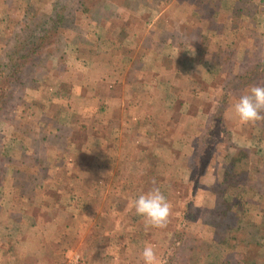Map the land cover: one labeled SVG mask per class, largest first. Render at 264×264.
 <instances>
[{"label": "rangeland", "instance_id": "rangeland-1", "mask_svg": "<svg viewBox=\"0 0 264 264\" xmlns=\"http://www.w3.org/2000/svg\"><path fill=\"white\" fill-rule=\"evenodd\" d=\"M157 2H161V4L157 5ZM195 2L196 0H0V41L1 43H3L4 40L7 41L6 46L12 43L14 36L21 29L23 34L25 28L29 31L32 28V20L45 19L52 7L55 11L54 13H58L59 18L62 17L61 21L63 27L60 26V29L56 33L58 45L53 48L55 51L57 50L56 54H58L57 56L60 55L59 58L55 60H52V57L45 58L40 66H27L22 71L18 81V84L22 85L21 87H25L27 93H32L37 100H39L37 97L46 100L44 115L46 113L48 116H54L57 113V105L59 104L53 103V99L49 98V95H45L48 91H46L47 88L44 90L45 83H41L43 80L42 76H37V67H43L42 72L44 73H48L49 69L51 70L53 67H56L57 63L68 68L73 66L82 68L77 61H74L73 49L79 46L85 51L88 49V45L91 46L93 44V39L102 37V35L105 36L108 42L120 45L117 41L118 37L124 38L127 34L136 32L134 35H138L139 33L141 37L145 38V44L148 46V43L150 45V41L148 40L150 39V31L153 28H155L156 32H159L158 40L164 44V51L160 52L161 57L158 61H152L150 57L146 58L145 62L142 61L143 63L139 65L140 70L148 69L146 62L150 61L151 73H158L163 70L164 81H166L170 75L167 84L165 82L164 84L165 87L170 85V89H172L171 94L174 97L176 96L182 100L184 99L188 105L191 104L195 108L191 111L193 121H186L185 124L181 122L179 126L181 132L186 131L185 135L187 136L185 138L184 136H180V139H186V141L184 140L181 143L178 142L175 135H171L176 121H171L170 127L167 128L162 126L158 127V125L152 126L150 122L143 121L147 125L142 127L145 128L148 126V128H150V138L154 136V138L157 139L156 141L160 142L161 140V143L162 141H171L170 143L174 147L173 149H176L175 151L178 152V150H181L175 158L176 162L180 163L181 166L187 164L188 160L187 153L182 147H189L190 149L197 150L203 149L204 154L208 149L211 151L210 158L208 159L209 164L203 176L200 178L199 186L193 191L192 201L197 209L201 208L203 210V206L206 208L213 206V212L218 211L221 206V201L224 199L229 201L228 203L231 205V210H228L225 218L232 217L234 218V222L230 223L233 228L229 231V237L227 238L228 244L225 234L222 233V235L220 234L219 236L220 240H218L217 243L215 242V245L210 241L212 236L211 229L206 227L208 221L204 220L206 217L205 215L204 219L200 217L198 221L195 219V222H187L183 219L184 217L180 216V213L183 211L182 208L185 206V200L179 198L182 197L184 192V184L179 181V178L180 176H184L181 170L176 172L174 168L176 164H178L176 162H173L170 166L165 168L166 174L163 176L165 180H168L170 186L169 196L164 194L170 204V215L168 217V223L163 229L148 228L143 219L137 216L134 209L131 207V196L134 191H131L129 187L133 189L137 181H140L138 183V188L144 187L141 184L142 177L143 175L148 176L149 179L153 177L155 161L146 160L144 166L142 165V168L140 167L138 169L139 171L136 170L135 172L132 171L134 165L132 166L127 162L126 171L123 174L118 173L117 170L111 172L110 169H105L104 173L101 172L102 174H99V170L96 172L95 168H93L94 174L90 176L78 169V167L82 168V161H79L76 166L73 165L71 162L74 159L73 153L65 160L60 171L55 174L50 173L52 171L49 170V165H47L46 162H40V160L32 162L37 173L32 177L33 181L29 180V182H27L26 188L29 189V186L35 183H41L43 185L45 183H55L58 184V188L62 190L61 198L66 200L67 186L72 184L73 188L78 189L75 194L79 197L77 208H79L78 211H80V214H96L94 219L96 220L97 218V220L89 222L88 227L96 223L94 226L96 227L99 225L103 228L102 231L104 232L107 231L105 228L111 226L110 223L114 219L116 223H113V227L116 228L122 225L121 227L123 228L131 224V222H128V225L126 224L130 218L135 217L136 222L133 228L136 226L140 229L138 231L141 238L132 241L127 238L118 239V242L120 241L124 244H122L119 251H117V257L115 258L113 256V264H143L140 253L147 244L154 246L157 264H166L164 259L172 256L171 254L174 252L173 249L166 250L171 240L169 235L174 231L180 230H183L185 233L183 238L199 243L197 245L195 244L198 246V249L192 251L188 257H186V262L188 264L214 263L218 259L223 258L226 250L228 251L227 254L231 253L235 256H245V260L248 261L249 264H264V121L243 124L234 115L232 105L230 104L227 110L224 111L225 121L223 125L217 126L214 121L211 120L212 110L217 101H211L212 97L209 98L205 95L207 91L210 90V83L214 73L206 70V66H204L205 63L210 67L211 63H209L208 59L209 56L212 55L211 58L214 60V64L222 68L223 70L221 72L229 77L238 74L236 71L240 70L241 67H247L249 69L250 67L256 66L255 68L258 69L259 66L256 65L257 59L264 55V8L262 9L264 6H261L259 0H221L220 3L217 1L213 2L214 7L217 6L220 9V16L215 17V22H213L211 26L208 25L209 29L207 30H210V33L215 35L219 44L222 46V50L225 49V44L229 41L233 40L235 43V46L228 47L226 51L224 50L222 52L219 50V52L217 51L215 53L212 50L215 42L211 41V38H202V33L206 32L204 30L201 32L202 29L193 22L196 21V18L199 16H203L211 0H202L201 3L203 4L199 9L200 12L198 11V15H193L186 10L191 7V5H194ZM56 3H65L71 10H69L67 14L66 11H61L56 6ZM82 3H91L93 6L97 5V9H101V12L104 10L109 19L113 16L115 9H117L119 15L116 18H112L110 22L108 20L105 30L101 32L98 30L96 23L81 12ZM205 16H207V14ZM162 18L163 20H161ZM25 19H29V22H23ZM133 29L135 31H133ZM172 31H177L179 34L185 32L187 42H198L196 45L202 49L199 55L195 56L193 59H189L190 61H183L184 58L183 60L180 58L177 61L168 59L169 57L172 59L177 57H175L174 49L176 48L174 47H178V39L176 35H171ZM174 36L176 37L175 40L173 38ZM167 42H170L168 44L169 46H167ZM175 43L177 46H174ZM100 47L104 50L109 48L105 43L100 44ZM98 52L100 53L99 49L96 50V53ZM150 52L152 51L150 50ZM180 52L187 53V50L183 48ZM139 54L143 55L145 53ZM182 55L183 54H179V57ZM162 57L164 58L162 59ZM136 62L137 61L134 63L137 64ZM187 67L192 71L197 67L205 68V70L202 71L203 73L199 75L197 79H188L185 75ZM66 72L67 71H65L61 77L62 90L65 94L70 91L72 84L79 88L78 81L81 79L80 77L74 78L72 73L66 75ZM253 83L255 85H264V78L255 76L253 78ZM250 86L251 85H248L244 88L241 94L245 93ZM194 87L197 89L196 94L194 93ZM77 90L79 91V89ZM55 100L57 99H54V101ZM63 102L69 104L70 100H63ZM178 102L180 103V101ZM61 107L66 109V107L69 106L61 105ZM74 109L73 107V111H76V109ZM181 110L182 109H180V111ZM66 111L68 112V110H65V113ZM63 112L62 114L66 117V114ZM177 112L178 111L173 109L171 114L174 113L176 115ZM41 114L42 113H36L34 115L37 121L43 120L42 116L44 115ZM261 115H264V112H261ZM194 119H199V121H194ZM200 119L202 121H200ZM75 122L78 124L82 121ZM113 122L115 123V121ZM158 122L162 123V121ZM163 122L165 123V121ZM41 123L44 124V122ZM115 127L116 126H114V129ZM123 129H125V127ZM160 129L172 131H169L170 133H160ZM114 132L115 130L103 132L104 136L107 138V142L105 143L106 149L105 151H101V156L98 155V160L94 162L93 165H102L105 164V162L109 163L110 158H116V160L123 158L127 161L133 159V163H135L136 158H139L142 155L141 153L146 152V145L128 142V138H126V141H112L110 137H112ZM139 137H142V135L139 134ZM38 138L42 142L45 135L40 133ZM71 141H73L71 144L77 151L75 153H78L83 152L84 149L88 147L89 138L87 135L74 132L73 140ZM202 142L204 143L202 144ZM150 143H152L151 139ZM171 144L168 146L164 145L167 147L166 149H169ZM239 148H246L249 151V158L245 160V166L240 168L245 173L240 183V189L246 184L244 179H249L251 182H254L255 190L240 196H235V194L232 195L231 192V195H226V198H224V196L221 197V195L217 196L219 199L214 196H209L207 198L208 191L204 190L205 187L207 185H213L218 181L223 171L226 160L225 157ZM13 149L14 147H11V149L7 147L4 148L3 155L5 160L13 155ZM108 151L110 154L106 156ZM95 153L98 154V151ZM5 165L19 166V171H21L22 168L21 162L18 161L17 163L6 161ZM44 176H53L54 178L52 180L43 179L42 177ZM73 181L75 182L74 184L72 183ZM104 182L107 183L108 187L103 186ZM111 186H114L112 197L108 196ZM37 190L41 192L42 196L44 192L50 191L46 186ZM49 194L53 198L48 196L50 199L46 198L47 200L53 201L57 199L56 193L50 192ZM110 207H112L110 215L105 216L101 213L102 210L104 212L106 208L109 210ZM66 221L67 219L62 224L65 225ZM73 223L76 229L83 224L77 219ZM121 227H119V231ZM83 242L84 240L79 238V241L76 243L78 247L77 251L71 249V251L62 253V257H60L61 259L58 260V263L63 264L66 258L71 254L79 255V251L86 248ZM66 243L71 244L70 239L68 240L66 237H64V239L60 238L58 246H65L67 245ZM61 252H64V250ZM179 255L181 256L182 253ZM261 256H263V258L258 261ZM173 259L177 262L182 260L178 255Z\"/></svg>", "mask_w": 264, "mask_h": 264}, {"label": "trees", "instance_id": "trees-1", "mask_svg": "<svg viewBox=\"0 0 264 264\" xmlns=\"http://www.w3.org/2000/svg\"><path fill=\"white\" fill-rule=\"evenodd\" d=\"M215 1L220 3L221 0H211L210 5L204 12L203 16H199L196 18V21L193 22L195 25H198L200 29H202L201 32H203V30L206 32L202 33V38H211L210 40L215 42L213 45L214 48L212 50L216 53L217 51L219 52V50L222 52L224 50L226 51L228 47L235 46V43L233 40L229 41L227 44H225V49L222 50V46L219 44V41L215 35H212L213 33L211 34L210 30H207L209 29L208 25L211 26L213 22H215V17L220 16V9L217 6L214 7L213 5V2ZM201 2L202 0H196L194 5H191V7L186 9L187 12H190L193 15H198V11L203 4ZM259 2L261 6H264V0H259ZM156 4L160 5L161 2H157ZM56 6L61 11H66L67 14L69 10H71L65 3H56ZM81 7V12L90 18V20L95 22L98 30L101 32L105 30L108 20L110 22L112 18H116L119 15L117 9H115L113 16H111L109 19L107 13L104 10L101 12V9H97V5L93 6L91 3H82ZM263 8L264 7H262V9ZM54 12L55 11L52 7L50 13L45 19L32 20V28L29 31L25 28L24 34L21 32L22 29L18 31V33L14 36L12 43L7 44V46V41L4 40L3 43L0 41V189L4 187L3 183H13L15 187L23 186L22 188L24 190L22 195H30V197H32L31 194L33 193L31 191H27L26 188L27 182H29V180L33 181L32 177L36 174V170L34 169L35 166L32 165V162L39 160L40 162H46L50 168L48 169L53 171L50 173L53 174L57 172V169L62 167L65 160L68 159L71 153H73L74 159L71 161L73 165L76 166L79 161H82V168L78 166L77 167L79 170H82L83 173L89 174V176L94 174L93 168H95L96 172L99 170V174H102L101 172L104 173L105 169H110L111 172H115L117 170L118 173L123 174L126 171L125 168L127 162H129V164L132 166L134 165L132 171L135 172L142 165L144 166L146 160L155 161L153 167V177L150 179L146 175H143L142 177L141 184L144 187L138 188V183L140 181L136 182V185L133 189L129 187L131 191H134L133 195L131 196L132 200L142 192H147L153 186H158L165 195L169 196L170 186L168 184V180H165L163 177L166 174L165 168L170 166L173 162H176L175 158L181 150H178V152L175 151L176 149H173L174 147L170 143L171 141H162L161 143V140L160 142L156 141L157 139H155L154 136L150 138V128H148V126L143 128L142 126L147 125L143 121H141V123L140 121H137L136 124L134 123L132 129L133 134H125L124 139L126 141V138H128V142L146 145V152L141 153L142 155L139 158H136L135 163H133V159L127 161L123 158L118 160H116V158H110L109 163L105 162V164L102 165H93L94 162H97L98 155L101 156V151H105L106 149L105 143L107 142V138L104 136L103 132L115 130L116 127L114 129L111 121H99L100 117H104L105 113L107 114L110 106L108 104H102V102L96 99L92 93L94 89L98 87L100 81H105L113 85H118L119 81H121L124 68L123 60L128 57L127 54L132 51L126 46L125 48L127 49L125 50V48H122L121 45L108 42L107 39H105V36L102 35L103 38L98 37L93 39V44L91 46L88 45V49L85 51L79 46L74 48V61H77L82 66V68L77 67V73L81 79L78 81L79 91L76 89L73 95L65 94L62 90L61 77L68 67L57 63V66L53 67L51 70L49 69L48 73L42 72L43 67H37V76H42L43 80L41 83H45L44 90L47 88L46 91H48L47 94L45 93V95H49V98L53 99V103L59 104L60 106L67 105L69 106V109L71 106H73L76 111L68 110V112H64L66 117L62 114L59 119H52L44 124L41 123V121H37V119L34 117L36 113H42L41 115H44L46 110L44 109L45 104L40 103L32 93H27V89L25 87H21L22 85H19L18 81L22 71L27 66H40L45 58L52 57V60L59 58L60 55L57 56V50L55 51L53 48L58 45L56 33L60 29V26L63 27V25L61 21L62 17L59 18L58 13ZM206 14L207 16H205ZM161 20H163V18ZM23 22H29V19H25ZM158 33L159 32L155 31V28L150 31V50L154 55L152 57H157L154 59L155 61H158V59L161 57L160 52L164 51V44L158 40ZM171 35H176L178 39L179 48L174 47L176 48L174 49L175 56H177L176 58H178L179 54H183L182 56H184V60L183 58L182 60L190 61L189 59H193L201 52V47L186 41L185 32L179 34L177 31H172ZM176 37H173L174 40ZM102 43H105V45L109 48H106L105 50L101 49L100 44ZM175 45L176 43L174 46ZM143 46L144 48H147V44H145V42ZM183 48H186L187 53L180 52ZM97 49L100 50V53H96ZM211 57L212 55L209 56L210 60L208 59V61L214 66L210 64V67H208L204 63L206 70L212 71L214 73L210 83V90H208L205 95L209 98L212 97L211 101H217L215 102L216 105L212 110L211 120L214 121L217 126H221L225 121L224 111L227 110V107L230 104L233 105L234 102H236L243 89L248 85H255L253 83V78L255 76L264 78V55L257 59L256 65L259 66L258 69L255 68L256 66L252 68L250 67L249 69L247 67H241L240 70L236 71L238 74H234L232 77L223 74L221 72L223 69L215 65L214 60ZM88 63H91L89 67L87 65ZM204 70L205 68L197 67L194 71H192L189 67H187L185 72L186 78L197 79ZM125 77L127 79V76ZM169 78L170 75L165 81L166 84ZM74 87L77 88L76 85ZM194 89V93L196 94L197 89L195 87ZM54 99L57 100L54 101ZM63 100H70V103H64ZM194 109V106L189 104L188 107L182 109L178 114L173 117L171 116L170 118L171 121H176L173 126V133L171 135H175L179 143L183 142L184 140L186 141V139H180V136H184V138L187 137L185 135L186 131L181 132L179 126L181 122L185 124L186 121H193L191 111ZM75 121L82 122L77 124ZM171 121H165L163 124H159L158 121L148 122H150L152 126L158 125V127L162 126L167 128L170 127ZM194 121H199V119H194ZM200 121L202 120L200 119ZM169 131L171 132L172 130L160 129L159 132L168 133ZM74 132L87 135L89 138L88 147H86L83 152L75 153L77 151L71 144ZM40 133L45 135V138L42 141L43 143L38 138ZM139 134H141L142 137H139ZM150 139L152 140V143H150ZM203 143L204 142H202V144ZM164 144L167 146L171 144V147L166 149L167 147ZM5 147L8 149L14 147L12 151L13 155L7 160H5L3 155V150ZM182 148L183 150L185 149L188 156L187 164L181 166L180 163L176 162L178 163L176 164L177 167H174L176 172L181 170L184 176H180L179 178V181L184 184L183 195L179 198L185 200V206L182 208L183 211L180 213V216L184 217L183 219H185L187 222H195V219L198 221L200 217L204 219V215L209 217H205L204 220L208 221L206 227L211 229L212 236L210 241L215 245V242L217 243L218 240H220L219 236L222 233L225 234L228 244L227 238L229 237V231L233 228L230 223L234 222V218L232 217L225 218L228 210H231V205L228 203L229 201L227 199L221 201L220 208L215 212L212 210L213 206L209 208L203 206V210L201 208L197 209L192 201L193 191L199 186L200 178L203 176L207 169V165L209 164L208 159L210 158L211 151L208 149V151L204 154L203 149L197 150L192 148L190 149L189 147ZM97 151L98 154L95 153ZM109 154L110 153L108 151L106 156ZM248 158L249 151L246 148L236 149L232 154L227 155L225 157L226 160L223 166V171L218 181L213 185H207L204 189L208 191L207 198L209 196H214L219 199V197H217L219 195L226 198V195H231V192L232 195L235 194V196H240L255 190L254 182H251L249 179H244L246 184L244 187H242V189H240L241 180L245 175L244 171L240 168L245 166V160H248ZM11 159H15L16 162H21L22 168L21 171H19V166H11V164V174L6 177L5 169L7 167H5V162L12 161ZM42 178L52 180L54 177L44 176ZM72 183L74 184L75 182L73 181ZM103 186L108 187L106 182L103 183ZM113 187L114 186H111L108 196L112 197L114 192ZM77 191L78 189L76 188L75 191L71 193L75 203H78L79 201V197H77L75 194ZM77 207L78 205L75 207L76 212L73 216L75 217V220L77 219L83 223L77 228H81L82 231L90 229L89 233L84 237L83 244L86 248L79 251V257L82 264H88V262H90V264H113L112 259L117 257V251H119V248L122 246V244H124L120 241L118 242V239L127 238L128 240L132 241L137 240V238H141V235L138 231L140 229H138L136 226L133 228V225L136 222L135 217L130 218L126 224L128 225V222H131V224L129 226H124L123 228L121 227L122 225L114 228L113 223L116 222L113 219L109 228L104 227L108 232H103L102 227L99 225L96 227L94 226L96 223L88 227V223L95 220V213L80 214V211H78L79 208ZM111 212L112 207H110L109 210L106 208L104 212L103 210L101 211V213L105 216L110 215ZM119 227H121L120 231ZM79 234L81 235L82 233ZM169 236L171 237V240L169 241L166 250L173 249L174 252L171 254L172 256L164 259L166 264H188L186 262V257H188L192 251L198 249V246L196 245L199 243H195L193 240H186L183 238L185 236L183 230L174 231ZM78 241V237L71 238V244L68 249H73ZM91 246L96 248L100 247L103 251H93ZM66 249L67 248L63 249L64 252L62 253H66L68 251ZM227 252L228 251L226 250L223 258H220L211 264H249L248 261L245 260V256H235L231 253L227 254ZM180 253H182L181 256L179 255ZM176 255H178L182 260L179 262L174 261L173 258L176 257ZM262 258L263 256H261L258 261H260ZM49 264L60 263H58V261L55 262L50 260Z\"/></svg>", "mask_w": 264, "mask_h": 264}, {"label": "crops", "instance_id": "crops-1", "mask_svg": "<svg viewBox=\"0 0 264 264\" xmlns=\"http://www.w3.org/2000/svg\"><path fill=\"white\" fill-rule=\"evenodd\" d=\"M133 31L135 30L133 29ZM135 33L132 32L124 38L118 37L117 39L122 48L126 46L132 50L127 54L128 57L123 60L124 68L121 81L118 85L100 81L98 87L92 93L102 104L110 106L107 114L105 113L104 117H100L99 121H111L113 126H116L114 134L110 137L112 141L124 140L125 134L128 133L132 135L133 124H136L137 121H162V123H158L163 124V121H171V116H175L174 113L171 114L173 109L178 111L176 113L178 114L180 109L189 106L184 99L174 97L171 94L170 85L165 87L163 70L158 73H151L150 61L146 62L148 69L140 70L139 65L143 63L142 61L145 62L148 57L151 60L157 57H152L154 55L153 52H150V45L144 48L145 38L141 37L139 33L134 35ZM148 40L150 41V39ZM190 42L193 44L198 43L196 41ZM169 43H166L167 46H169ZM139 53L145 54L140 55ZM183 57L178 55V58L172 59L169 57L168 59L177 61L180 58L182 60ZM135 61H137V64L134 63ZM87 65L89 67L91 63ZM66 71V75L72 73L74 78L79 77L77 66L67 68ZM125 76H127L128 82ZM76 89L79 88H75L72 84L67 94L73 95ZM37 98L39 102L45 104L46 100L44 98ZM57 106V113L54 116H48L45 113L41 122L46 123V121L52 119H59L63 110L64 112L65 110L73 111V107L70 109L66 107L65 109L60 105ZM124 127L125 129H123ZM11 160L12 163H17L14 159ZM5 167H7L5 169L7 177L11 174L12 169L10 166L5 165ZM60 169L61 167L55 173H58ZM3 184L4 187L0 189V264H49L50 260L56 262L61 259L63 249L67 248L66 250L71 251L68 249L70 246L68 243L62 247L58 246L60 238L64 239L66 237L69 240L78 237L84 240V237L89 233L90 229L82 231L81 228L76 229L74 224H70L75 222L73 215L77 206L71 194L75 190L72 184L67 186L66 200L61 198L62 190L55 183H45L46 185L41 183L31 184L29 186L30 190L27 189V191L33 193L31 194L32 197L22 195L23 186L15 187L13 183ZM43 186H46L50 191L44 192L42 196L37 189H42ZM50 192L56 193L57 199L47 200L50 199L48 197L51 196ZM51 198L53 197L51 196ZM66 219L65 225H63L62 223ZM91 248H93V251H103L100 247L91 246ZM73 249L77 251L78 247L75 246Z\"/></svg>", "mask_w": 264, "mask_h": 264}, {"label": "clouds", "instance_id": "clouds-1", "mask_svg": "<svg viewBox=\"0 0 264 264\" xmlns=\"http://www.w3.org/2000/svg\"><path fill=\"white\" fill-rule=\"evenodd\" d=\"M232 111L243 124L264 121V85L250 86L232 105ZM131 207L141 217L146 226L163 229L168 223L170 204L158 186L142 192L131 201ZM143 264H157L154 246L147 244L140 253Z\"/></svg>", "mask_w": 264, "mask_h": 264}, {"label": "built area", "instance_id": "built-area-1", "mask_svg": "<svg viewBox=\"0 0 264 264\" xmlns=\"http://www.w3.org/2000/svg\"><path fill=\"white\" fill-rule=\"evenodd\" d=\"M63 264H81L80 257L77 254H71L66 258Z\"/></svg>", "mask_w": 264, "mask_h": 264}]
</instances>
